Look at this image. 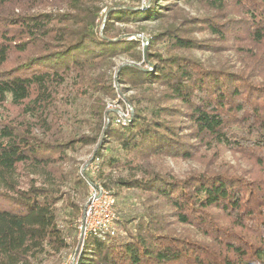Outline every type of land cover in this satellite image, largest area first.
Masks as SVG:
<instances>
[{
	"label": "trees",
	"instance_id": "trees-1",
	"mask_svg": "<svg viewBox=\"0 0 264 264\" xmlns=\"http://www.w3.org/2000/svg\"><path fill=\"white\" fill-rule=\"evenodd\" d=\"M142 1L0 0V264L76 243L77 196L94 179L67 165L85 147L94 178L115 197L136 191L140 210L78 243L75 264H264V0ZM182 1L204 10L188 23L207 39L166 28L143 55L141 30L126 26ZM191 50L231 52L236 66L206 67ZM114 82L133 91L125 124L105 105ZM219 149L244 175L206 160ZM167 158L205 168L177 177Z\"/></svg>",
	"mask_w": 264,
	"mask_h": 264
},
{
	"label": "rangeland",
	"instance_id": "rangeland-1",
	"mask_svg": "<svg viewBox=\"0 0 264 264\" xmlns=\"http://www.w3.org/2000/svg\"><path fill=\"white\" fill-rule=\"evenodd\" d=\"M147 0L142 1V5L145 7L147 6ZM104 2H109V0H104ZM178 3V13L172 14L166 19L160 22H144L139 23L137 25H129L126 26L130 29H138L141 30L139 33V37L141 40V47L143 48V55H145V51L148 44V37L150 34L157 33L160 31L165 30L166 28H182L189 31V34L201 40H206L208 34L206 32H200L196 25H191L188 23L190 18L199 19L203 15H205L204 10L199 6L197 3L193 2H177ZM105 8V7H103ZM165 45L158 44L157 48L163 51ZM188 56H192L195 59L202 62V64L206 67H218L221 65L226 66H236V58L231 52H223L221 55H214L210 51L204 50H191L189 52H183ZM126 59L119 58L115 60L117 65L125 62ZM114 87L116 91L115 98H106L105 105L108 110V115L111 116V121L113 124H117V119L119 117L127 118L130 114L132 117L133 114V107L131 104L127 102V96L133 93V91L122 92L120 91L119 85L114 82ZM128 113V114H127ZM119 125V124H117ZM115 145H111L104 149V154L109 155L113 154L115 151ZM92 147H85L81 151L76 154H71L72 158L74 159L72 162L68 163L67 168H76L80 167L81 172H86L89 177L97 181L94 178L95 174L92 172V165L94 161L90 159L93 158L92 154ZM217 154H212V151L207 152L206 160H212V165L215 164V167H220L224 169H229L231 171H235L237 175H244L243 170H246L248 166L245 162L241 159H237L236 155H233L231 152L226 151L225 149H219ZM205 162L201 160H172L170 158L163 160L164 168L174 174L177 177H183L193 171L203 170L205 168ZM208 162V161H207ZM215 162V163H214ZM83 164V165H82ZM79 172V174L81 173ZM113 192V191H112ZM88 194L84 195V197L80 198L77 196L80 204H84ZM116 198V210L117 215L121 217L122 215H132L135 214L137 211L140 210V203L138 202L140 199L138 193L134 190H123L120 194L115 197ZM79 217V215H78ZM77 217V219H78ZM77 222V220H76ZM75 232H74V239L76 241L69 249L62 251L60 253L50 254L48 256L43 257L41 261H38L34 264H61L67 261H75V254L78 250V245L80 244L81 240L78 236V226L77 223L74 224ZM193 235L197 236L195 232H192ZM123 235L122 233H120ZM79 243V244H78Z\"/></svg>",
	"mask_w": 264,
	"mask_h": 264
},
{
	"label": "built area",
	"instance_id": "built-area-1",
	"mask_svg": "<svg viewBox=\"0 0 264 264\" xmlns=\"http://www.w3.org/2000/svg\"><path fill=\"white\" fill-rule=\"evenodd\" d=\"M130 119V114L127 118L123 115V117L117 119V124H125ZM93 163L91 164L93 168L92 172L95 174L98 169V163L97 161ZM117 221L116 198L113 192L105 188L98 181L89 182L87 198L76 222L79 239L83 242L91 235L113 236L119 231ZM61 264L75 263L74 261H67Z\"/></svg>",
	"mask_w": 264,
	"mask_h": 264
}]
</instances>
